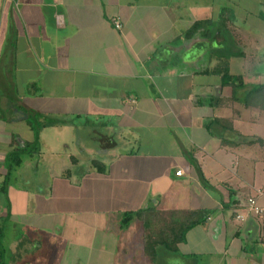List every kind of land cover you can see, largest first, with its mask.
<instances>
[{
    "label": "crops",
    "instance_id": "0c3cea01",
    "mask_svg": "<svg viewBox=\"0 0 264 264\" xmlns=\"http://www.w3.org/2000/svg\"><path fill=\"white\" fill-rule=\"evenodd\" d=\"M263 12L264 0H0V264H264V214L242 207H264V93H250L264 50L237 49ZM225 51L240 84L214 73ZM144 208L146 229L141 216L120 227ZM190 212L201 223L173 251L145 255L147 232Z\"/></svg>",
    "mask_w": 264,
    "mask_h": 264
},
{
    "label": "trees",
    "instance_id": "16d2710c",
    "mask_svg": "<svg viewBox=\"0 0 264 264\" xmlns=\"http://www.w3.org/2000/svg\"><path fill=\"white\" fill-rule=\"evenodd\" d=\"M224 12H225V10H221L220 15H222ZM221 22L222 21L219 20V24L222 25ZM197 23L198 22L192 24L190 33H193L195 31ZM229 54H231V51H227V52L225 51V53L222 54V57L219 58V63L216 66V70L214 73L217 74L218 76H220L219 80H220V84H222V85H227L229 82L231 83V81L232 82L236 81L238 84H240V78L238 76L232 77L228 73L227 60L229 58ZM258 92L260 95H263L264 87L258 86V88H255L254 90L252 89V91L250 93L251 94L257 93L258 94ZM245 101H246V99H245ZM263 105H264V101H262V106ZM262 108L264 109V107H262ZM28 122L30 123V121H28ZM32 130H33V132H36L38 130V128H32ZM18 155H19V152H16L10 156V158H11L10 161H12V162H11V166H9V168L7 169V172L12 167H15L18 165V163H19ZM96 170H98V168ZM3 181L5 182V180H3ZM151 210L152 209H150V208H144V209H140V210L133 212V213H131V212L124 213L123 215H121V219H120V223H119L120 227L121 228L126 227L128 222L132 218L141 216V221H143V226L146 229V224L149 223V220L147 218L149 216H151V213H152ZM153 215L157 218L161 217L157 213H153ZM178 218H175L176 222L174 224L171 223L168 229L160 231V235H159V237L155 238L156 239L155 241L153 240V242H152V239H151L150 234L148 232L146 233V235L143 236L145 255L153 258V256L157 254L156 250L153 249V247L156 244H158L160 247L163 246L162 250L165 251V253L173 251L174 250V243L179 242V241H183L182 237H183L184 233L188 229H191L192 227L200 224L203 216H201V214L198 212H190L187 215V218H185L181 221L177 220Z\"/></svg>",
    "mask_w": 264,
    "mask_h": 264
},
{
    "label": "rangeland",
    "instance_id": "374dc122",
    "mask_svg": "<svg viewBox=\"0 0 264 264\" xmlns=\"http://www.w3.org/2000/svg\"><path fill=\"white\" fill-rule=\"evenodd\" d=\"M260 12H262V11H260ZM256 15L260 16L257 19V21H260V22H257L256 27L253 29L250 26H248V28L250 30L249 31L250 34H249V36H247V38L249 39L248 42H244L242 44L240 43V47H237V49L239 48V49H241V51L247 52L249 56H254V54L257 53L259 51V49L261 51L264 50V25H262V23L264 24V12L259 13V14L257 13ZM262 53H264V51ZM259 63H260V65H262V62H259ZM255 65H256V67H255ZM252 67L256 69L258 67V63L254 62L252 64Z\"/></svg>",
    "mask_w": 264,
    "mask_h": 264
},
{
    "label": "built area",
    "instance_id": "2783aa9c",
    "mask_svg": "<svg viewBox=\"0 0 264 264\" xmlns=\"http://www.w3.org/2000/svg\"><path fill=\"white\" fill-rule=\"evenodd\" d=\"M112 26L116 29H119V25L115 20H112ZM174 176H178L180 175V171L179 170H175L173 172ZM242 207L244 208L245 211L249 212L250 214H253L255 216H261L262 214H264V207H258L256 206L254 200L252 198H247L244 200V203L242 205ZM235 217L237 219H242V217L240 216L239 213H236Z\"/></svg>",
    "mask_w": 264,
    "mask_h": 264
}]
</instances>
